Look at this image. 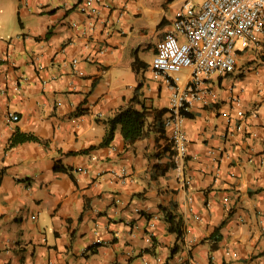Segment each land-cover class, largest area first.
Segmentation results:
<instances>
[{"label": "crops", "instance_id": "0c3cea01", "mask_svg": "<svg viewBox=\"0 0 264 264\" xmlns=\"http://www.w3.org/2000/svg\"><path fill=\"white\" fill-rule=\"evenodd\" d=\"M83 1L0 0V264H264V33L202 81L175 162L171 88L140 49L153 57L183 0H92L89 13ZM178 75L183 88L189 70ZM139 83L146 135L125 142L118 125L103 143ZM15 130L41 141L9 147Z\"/></svg>", "mask_w": 264, "mask_h": 264}, {"label": "built area", "instance_id": "2783aa9c", "mask_svg": "<svg viewBox=\"0 0 264 264\" xmlns=\"http://www.w3.org/2000/svg\"><path fill=\"white\" fill-rule=\"evenodd\" d=\"M77 7L81 12H95L92 0H84ZM262 33L264 0H183L175 10L171 27L156 43L149 63L155 75L163 77L171 88L163 125L169 128L168 141L175 162L184 158L189 141L183 113L194 101L206 102L202 81L213 73L232 72L238 46H246ZM182 68L189 70V81L180 88L178 72ZM75 71L82 74L77 68ZM232 100L239 103L238 97ZM7 116L18 119V114L11 111ZM119 176L122 180L128 177L124 167Z\"/></svg>", "mask_w": 264, "mask_h": 264}, {"label": "trees", "instance_id": "16d2710c", "mask_svg": "<svg viewBox=\"0 0 264 264\" xmlns=\"http://www.w3.org/2000/svg\"><path fill=\"white\" fill-rule=\"evenodd\" d=\"M137 63V59L134 60ZM145 65V64H144ZM141 84L139 83L133 90L131 96L124 103L116 108L112 116L107 119V130L103 137V143L108 142L114 135L115 128L119 125L120 132L125 142H131L142 138L147 133V107L142 96ZM184 115L189 113L184 112ZM25 141H41L33 133H25L15 130L8 139V146H14ZM54 170H65V167L59 163L54 164ZM165 220L167 221L168 231L176 234L177 240H181L184 235V228L180 215L174 211L171 205H160ZM215 239L218 234L214 235ZM177 247L174 245L173 250Z\"/></svg>", "mask_w": 264, "mask_h": 264}, {"label": "rangeland", "instance_id": "374dc122", "mask_svg": "<svg viewBox=\"0 0 264 264\" xmlns=\"http://www.w3.org/2000/svg\"><path fill=\"white\" fill-rule=\"evenodd\" d=\"M155 38L154 37H151V39H148L147 42H152ZM151 46H152V43H150ZM146 43H142V46H141V49H140V56H141V59L146 61V62H150L151 60V57H152V50L149 49L148 46H146ZM145 47V48H143Z\"/></svg>", "mask_w": 264, "mask_h": 264}]
</instances>
